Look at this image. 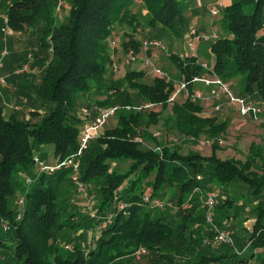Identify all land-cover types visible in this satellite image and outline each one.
Masks as SVG:
<instances>
[{
    "label": "trees",
    "instance_id": "trees-1",
    "mask_svg": "<svg viewBox=\"0 0 264 264\" xmlns=\"http://www.w3.org/2000/svg\"><path fill=\"white\" fill-rule=\"evenodd\" d=\"M192 1L0 0L1 27L6 17L13 32L27 31L35 40L28 43L31 56L14 52L5 67L12 86L6 90L18 87L17 96L29 97V107L20 117L17 111L7 115L0 104V264H137L139 248L146 251L145 264H264V142H252L244 160L219 157L231 120L191 99L201 90L192 78L215 75L236 96L264 102V0H230L222 8L220 37L204 42L209 69L199 56L182 59L171 52V44L167 60L177 75L168 74V80L113 69L117 62L123 66L115 58L118 48L147 56L145 40H184L196 27ZM117 30H125L120 38ZM117 38L122 42L113 47ZM29 59L30 71L38 73L17 74ZM182 80L186 91L170 106ZM144 103L160 110H139ZM115 106V125L92 139L80 157L85 197L69 169L38 173L33 157L47 159L42 147H52L54 160L74 154L84 124L99 108ZM262 117L241 118L264 127ZM152 127L164 132L154 136ZM167 133L179 142L167 140ZM203 146L209 155L199 151ZM121 162H129L124 172L113 166ZM232 183L243 187L235 198L228 194ZM215 190L220 195L213 224L233 231V247L210 243L215 231L206 223L203 200ZM146 196L163 207L145 202ZM84 200L93 201L94 217Z\"/></svg>",
    "mask_w": 264,
    "mask_h": 264
},
{
    "label": "built area",
    "instance_id": "built-area-1",
    "mask_svg": "<svg viewBox=\"0 0 264 264\" xmlns=\"http://www.w3.org/2000/svg\"><path fill=\"white\" fill-rule=\"evenodd\" d=\"M210 13L212 16H217L218 10L215 8L210 9ZM4 25L2 28V31L6 35H12L13 31L9 28L8 26V21L6 17H3ZM211 39H217V34L215 32H210V33H204V32H199L195 27H191L185 37V45L187 49L189 50V53H182L180 54V57L182 59L186 57H196L197 55V48H196V42H208ZM118 41H113L112 46L117 47L118 46ZM143 50H152V49H160V50H165V46L163 43H161L158 40H145L143 41ZM3 54H6L4 52ZM170 54H168L169 56ZM127 58L123 61V65H129L133 62L136 61V56L132 52L127 54ZM155 57V54L151 53V56L148 57V55H145V63H150V73L152 77H161L165 78L166 80L169 79L168 74L163 71L160 68H157L155 65H153L150 62V59ZM1 63H0V68H1ZM201 66L204 69H209L208 64L204 61H201ZM118 64L114 63L113 64V69L115 72L118 70ZM28 66H24L20 68L16 73L20 74L23 73L27 70ZM191 83H196V84H202L204 87L208 89V93H204L201 90H195L192 95L191 99L192 101H201L203 104L210 103L212 102L210 112L212 114H216L220 112L221 109V100L224 98L226 99V104L230 107H234L238 114L242 118L246 117H252L255 120H260L262 116V108L264 107V102L259 104L258 102H255L251 98H244V97H238L234 94L232 91L230 84L221 78L217 76H212V77H194L191 80ZM5 84V79H2L0 81V86H3ZM187 82L182 80L177 83L176 90L170 97L168 103L171 106L175 97L183 92L186 91L187 88ZM158 105L153 104V103H144L139 105L137 108L139 110H144V109H155ZM119 106L111 107V108H99L97 110L96 116L93 118L91 122H87L84 124L82 131L80 133V140H79V148L77 152L74 154L64 158L63 160H55L54 162H48L46 160L41 159L38 155H35L33 157V162L37 166L38 173L39 174H46V175H51L63 168H67L70 170V178L71 181L74 183L76 186V189L78 193H80L82 196H86V190L84 184L80 181V176H79V170H80V157L83 153V151L87 148L89 142L98 137L102 130L104 125L106 124L107 120L109 118H113L119 109ZM129 109L130 107H126ZM82 115L84 117L88 116V112L85 108L82 109ZM160 132L154 133V136H159ZM203 145L205 143H202ZM197 180H201V176L196 177ZM26 182L30 183L31 179L26 177ZM196 191H199L198 188H196ZM218 198H219V193L217 191L213 192H208L205 194V198L203 200V206L205 209V220L206 223H208L210 226L214 228L215 231V236L213 237V240L207 241L206 244L212 243L214 245H219V244H226L230 246H234V233L231 230H220L216 228L213 224V215H214V209L216 204L218 203ZM145 202L151 201V199L146 196L144 197ZM153 205L156 207H163L164 203L159 200V199H154L151 201ZM87 206V205H86ZM123 205H119V208H122ZM88 210V214L91 217L95 216V211L91 209V207L86 208ZM91 212V213H90ZM111 222V216L108 218L107 224ZM146 253L144 248H139L134 256L135 259L140 260L144 254Z\"/></svg>",
    "mask_w": 264,
    "mask_h": 264
},
{
    "label": "rangeland",
    "instance_id": "rangeland-1",
    "mask_svg": "<svg viewBox=\"0 0 264 264\" xmlns=\"http://www.w3.org/2000/svg\"><path fill=\"white\" fill-rule=\"evenodd\" d=\"M224 6H225L224 0H193L192 4H190V7H191V9H193L192 11H195L197 16L193 18L192 23L197 27V29H200L204 33H210L213 31L220 37L219 20L221 17V14H220L221 10ZM212 8H215L216 10H218L217 16L211 15L210 9H212ZM1 16H2V11H0V20H1ZM2 28L3 27H1V21H0V63L3 64V59H8L10 57L9 55L14 54V52L15 53H26V52L31 53V45H29L28 43L34 42L35 40L29 41V39H30V36H29L30 33L29 32L26 31V33H23V34L22 33L18 34V33L13 32L12 35H6L2 31ZM124 31L125 30H121V31L117 30L116 36L120 38L121 37L120 35H122ZM121 32H122V34H121ZM142 36L140 37V39L144 40L142 38ZM117 40H118L119 44H120V42H122L118 38H117ZM162 42L164 43L165 49H169L168 46L171 44L172 45L171 52H173V53H179V54L189 53V50L187 49L184 40L174 39L173 42H171V41H169V42L168 41H162ZM196 48H197V55H199V56L203 57L205 60H207L206 63L208 64V62H210L211 58L209 59V57L207 55L209 52V48H208L207 44L200 42V41L196 42ZM207 49H208V51H207ZM3 52H6L7 54L3 55L2 54ZM151 52L153 54H155V57L150 59V62L153 65H155L157 68L162 69L167 74L177 75L175 68L167 60V57L169 54L168 51L160 50V49H152V51L148 52V57L151 56ZM31 54H29V55L31 56ZM134 56H136V61L129 64V65H123L122 66L120 64L121 62H117L118 66H119L118 70H117V74L119 73L122 75V74H124V72H126L128 70H138V71L142 70V71H146L148 73V78L151 79L152 75L149 71L150 63H145V61H144L145 54L144 53L138 54V55L134 54ZM127 57H128L127 54L121 48H118L117 51L115 52V58H117L119 61L121 59H123L122 63ZM28 69L29 68H27V70L21 74L32 73L31 71L27 72ZM37 73L38 72H36L35 74H37ZM1 76H3L2 72L0 73V81L3 79V78H1ZM146 81H148V80L146 79ZM16 90L18 91V88ZM13 96H14L13 91L5 90L3 88V86H0V104H2L4 106L5 113L8 115L12 111H17L19 113L20 117L23 114H27L29 97L26 96L28 98L27 99L28 102L26 103V102H24L23 99L22 100L20 99V101L17 99H16V101H13L12 100ZM18 96H19V94H18ZM7 99L9 100V102H7ZM204 105H205L206 110H208V113L211 114L210 109H211V106H213L212 102H210L209 104L206 103ZM155 110H160V107L157 106L155 108ZM222 113H224V112H221V109H220V112L216 113V115L214 114V116H217L220 120H223L224 116ZM262 118H264V117H262ZM247 120L248 121L242 123V124H244V127H238V126L233 124V128L227 130L228 137L223 142L224 148H222V150H220L218 152L219 157H221V158L235 157L237 159L244 160L246 155H247L249 146L252 142H259V143L264 142V127H262L259 124V122L252 121L249 119H247ZM115 122H116L115 116L113 118H109L107 120L106 124L104 125L102 131H104L107 128L113 127L115 125ZM151 131L153 133L160 132L161 134L164 132V130L161 127L160 128L159 127L158 128L152 127ZM173 136L174 135L169 133L166 136V138H167V140H174V142L177 143L178 137H175V136L173 137ZM205 141L206 140H204V139H202L200 141V148L203 145L202 143H205ZM188 147H189V145H188ZM188 147L184 146L183 151L186 152ZM44 151L45 152L49 151L51 153L52 147L44 146V147H42V152H44ZM199 151L202 152L203 154H206V155L210 154V149L207 148L206 146H205V148L203 146V148L199 149ZM113 166L115 168H117L118 170L124 172L125 170H127L128 166H129V162L113 163ZM227 187H228L227 189H228L229 196L234 197V198L237 197L241 192H243L242 185L238 184V183H232ZM215 191H217V190H215ZM218 193L220 195V192H218ZM168 194L170 195L171 191H169ZM169 195H168V197H169ZM167 199L168 198L166 196V199H164V200L168 201ZM80 203L82 204V206H85V208H87V207H91V205L93 204V201H85L84 200V201H80ZM169 204H172V202H169ZM251 223H252V221L244 222L246 229L247 228L251 229V227H252ZM241 255L242 256H239V257L243 258L245 256V253L243 252ZM137 264H145L144 259L141 258L140 260H137Z\"/></svg>",
    "mask_w": 264,
    "mask_h": 264
},
{
    "label": "crops",
    "instance_id": "crops-1",
    "mask_svg": "<svg viewBox=\"0 0 264 264\" xmlns=\"http://www.w3.org/2000/svg\"><path fill=\"white\" fill-rule=\"evenodd\" d=\"M225 1V5H228L229 4V2H230V0H224ZM196 28V27H195ZM197 29V28H196ZM200 32V31H199ZM203 32V31H202ZM187 35V34H186ZM186 37V36H185ZM184 41H185V38H184ZM152 51V50H151ZM207 51H208V49H207ZM4 53V52H3ZM2 53V54H3ZM32 53V52H31ZM31 53H29V54H31ZM152 53V52H151ZM7 54V53H6ZM4 55V54H3ZM10 56V55H9ZM199 56V55H198ZM203 61L205 60L203 57H201V56H199ZM11 59L12 58H8V59H3V64L1 63V68H0V73L2 72L3 73V76H1V78H3V79H5V84L3 85V88L6 90V88H8V87H12L11 86V84L10 83H7V78L9 77V74H8V71L5 69V67H6V65L11 61ZM207 60H205L204 62H206ZM33 62V60L32 59H29V61L27 62L28 64H24L23 66H25V65H27L28 66V71L27 72H30V65H31V63ZM208 64H212V60H210V62H208ZM22 66V67H23ZM18 70V69H17ZM16 70V71H17ZM32 73H36V72H38V69H34L33 71H31ZM18 74V73H17ZM19 75H21V73L19 74ZM5 77V78H4ZM199 85V87L201 88V90L204 92V93H208V89L206 88V87H204L202 84H198ZM18 88V87H17ZM17 88H15V89H13L12 91L14 92V96L12 97V100L13 101H16V99L17 100H19L20 101V99L22 100H24V102H26L27 103V98L26 97H23V96H20V97H18L17 96V93H16V89ZM7 102H9V100L7 99ZM221 104H222V106H221V112H224V113H222L223 114V116H224V119L225 118H230V120H231V122H230V127L228 128V129H231V128H233V124L234 125H236V126H238V127H244V124H242V123H244V122H246V121H248L247 119H242L241 117H240V115L238 114V112H237V110L234 108V107H230V106H228L227 104H226V99H222L221 101ZM262 103V102H261ZM261 103H259V104H261ZM19 104V103H18ZM29 107V106H28ZM223 107V108H222ZM26 112V111H25ZM11 113V112H10ZM262 113H264V107L262 108ZM21 114V113H20ZM23 114V113H22ZM207 114V113H206ZM23 115H27V114H23ZM263 117H264V114L262 115ZM27 117V116H26ZM264 119V118H263ZM47 154H48V156H47V159H46V161H48V162H54L55 160L52 158V156L50 155V152L48 151L47 152ZM258 251H260V250H255V252L257 253Z\"/></svg>",
    "mask_w": 264,
    "mask_h": 264
}]
</instances>
